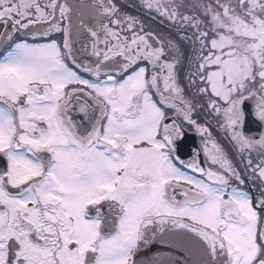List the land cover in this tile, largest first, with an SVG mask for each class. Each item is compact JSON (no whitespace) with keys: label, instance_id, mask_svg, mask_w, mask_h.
Here are the masks:
<instances>
[{"label":"snow or ice","instance_id":"obj_1","mask_svg":"<svg viewBox=\"0 0 264 264\" xmlns=\"http://www.w3.org/2000/svg\"><path fill=\"white\" fill-rule=\"evenodd\" d=\"M0 264H264V0H0Z\"/></svg>","mask_w":264,"mask_h":264},{"label":"flooded vegetation","instance_id":"obj_2","mask_svg":"<svg viewBox=\"0 0 264 264\" xmlns=\"http://www.w3.org/2000/svg\"><path fill=\"white\" fill-rule=\"evenodd\" d=\"M196 143L198 144V141H196Z\"/></svg>","mask_w":264,"mask_h":264}]
</instances>
